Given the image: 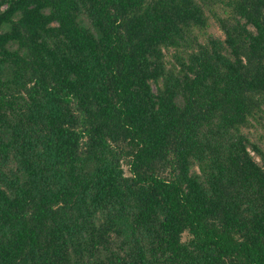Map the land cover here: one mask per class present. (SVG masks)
Wrapping results in <instances>:
<instances>
[{
  "label": "trees",
  "instance_id": "1",
  "mask_svg": "<svg viewBox=\"0 0 264 264\" xmlns=\"http://www.w3.org/2000/svg\"><path fill=\"white\" fill-rule=\"evenodd\" d=\"M0 264H264V0H0Z\"/></svg>",
  "mask_w": 264,
  "mask_h": 264
}]
</instances>
